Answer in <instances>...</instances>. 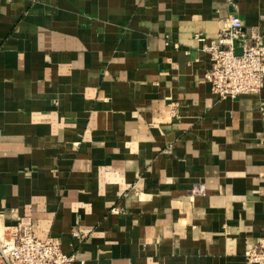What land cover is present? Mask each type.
I'll return each mask as SVG.
<instances>
[{"label": "crops", "instance_id": "1", "mask_svg": "<svg viewBox=\"0 0 264 264\" xmlns=\"http://www.w3.org/2000/svg\"><path fill=\"white\" fill-rule=\"evenodd\" d=\"M232 15L264 33V0H0L2 225L75 264H256L264 87L205 76Z\"/></svg>", "mask_w": 264, "mask_h": 264}, {"label": "built area", "instance_id": "2", "mask_svg": "<svg viewBox=\"0 0 264 264\" xmlns=\"http://www.w3.org/2000/svg\"><path fill=\"white\" fill-rule=\"evenodd\" d=\"M229 20L230 28L205 48L212 59L206 79L219 96L260 94L264 87V33L243 31V21L237 15ZM234 40H238L241 54L236 53ZM261 108L264 110V104ZM3 215L0 212V264H75L76 256L63 250L58 237H38L33 216L22 215L15 225L3 226ZM78 234L74 230V235ZM246 256L251 262L264 264V229Z\"/></svg>", "mask_w": 264, "mask_h": 264}, {"label": "water", "instance_id": "3", "mask_svg": "<svg viewBox=\"0 0 264 264\" xmlns=\"http://www.w3.org/2000/svg\"><path fill=\"white\" fill-rule=\"evenodd\" d=\"M233 43H234V47H235L236 53L237 54H241L242 53V48L239 46L238 40H234Z\"/></svg>", "mask_w": 264, "mask_h": 264}]
</instances>
